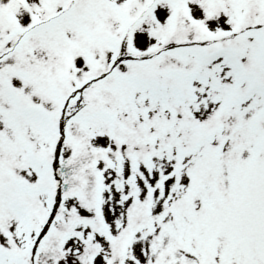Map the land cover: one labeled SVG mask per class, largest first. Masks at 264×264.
<instances>
[{
	"label": "snow or ice",
	"instance_id": "6c2138e0",
	"mask_svg": "<svg viewBox=\"0 0 264 264\" xmlns=\"http://www.w3.org/2000/svg\"><path fill=\"white\" fill-rule=\"evenodd\" d=\"M0 264H264V0H0Z\"/></svg>",
	"mask_w": 264,
	"mask_h": 264
}]
</instances>
